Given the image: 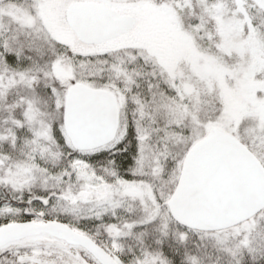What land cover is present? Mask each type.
<instances>
[{
	"label": "snow or ice",
	"instance_id": "snow-or-ice-1",
	"mask_svg": "<svg viewBox=\"0 0 264 264\" xmlns=\"http://www.w3.org/2000/svg\"><path fill=\"white\" fill-rule=\"evenodd\" d=\"M0 264H264V0H0Z\"/></svg>",
	"mask_w": 264,
	"mask_h": 264
}]
</instances>
